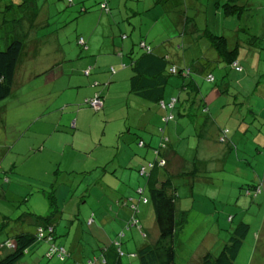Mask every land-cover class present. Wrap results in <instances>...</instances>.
Here are the masks:
<instances>
[{
  "label": "rangeland",
  "instance_id": "rangeland-1",
  "mask_svg": "<svg viewBox=\"0 0 264 264\" xmlns=\"http://www.w3.org/2000/svg\"><path fill=\"white\" fill-rule=\"evenodd\" d=\"M15 1L0 0V41L6 29L2 28L3 23L5 24L3 26L9 28L11 32H13L12 27L21 31L23 22H26L25 26H29L30 29L24 31L25 46L18 61L17 75L12 86L13 92L11 90L9 95L0 100V111L5 117L3 123L14 122L13 128L18 130V127L20 129L26 127L30 119L38 113L47 112L49 117L32 120L34 124L25 128L15 148L12 149L10 132L6 133L5 129L0 132V141L3 142H0V179L7 190L5 196H1L0 193V212L9 219L14 218V221H9L8 225H5L4 230L1 229L0 239L7 235H14L20 229L32 231L33 226L27 223V218L21 220L19 217L23 211L29 209L42 215L46 212L48 201L45 197L43 198L37 186L40 185L46 188V191H51L53 186L41 183L49 177L52 178L51 173L48 172L50 165H53L51 163H54L58 171L54 177L55 184L56 186L61 184L57 187V192H61L59 189L66 191L67 183L73 180L80 183L79 187L75 186V192L84 189L87 193L86 186L84 184L81 186L84 179H90V172L86 170L90 168L93 173L99 172L101 167L95 166L103 165L113 151L123 158L122 148L124 146L127 148V144L121 138L128 134L125 133L126 127L134 128L130 145L135 147V135L141 131L136 123H142L146 119L136 101L130 102L120 96H111L109 100L103 98L106 103L103 106L104 110H94L82 103L84 96L78 95L80 92L75 94L74 86H69L78 82L76 77H84L86 82L97 80L99 84L94 82L98 84L97 88H101L105 82L97 77L96 73L87 77L90 64L82 69L79 65L84 64L86 58L76 54L82 52L76 40L77 36H86L87 34L83 32H89L90 29L95 28L88 41L92 42L95 49L92 51L93 55L89 57L95 62L98 56H103L97 51L108 44L113 36L120 40V36L117 32L110 30V24L107 22L102 23L103 20H101L99 23H93L95 19L93 17H90L89 21L86 20L88 17L79 18L91 12L96 6H101L104 0H86L87 2L76 8L73 7L78 5L75 0L71 5H67L66 0H34L38 16L31 24L26 18L22 19L21 23L25 10L14 5L13 3H18ZM196 1L205 2L206 0H184L183 6L178 4V7L186 11L189 16H195ZM140 2L142 12L138 17L141 24L135 27L136 39L140 34L151 44L158 41L161 44L167 43L168 38L165 34L170 35L171 30H163L160 20L150 25L145 18V15L148 17L149 14L156 13L159 7L150 8L151 2L148 0ZM248 3L250 13L247 17L243 15L239 19H226L225 22L218 15L217 10L208 16L210 19L207 29L218 34L223 29L231 43L236 41L233 30L238 22L241 25L240 29L244 28L245 31V33L237 31L240 39L245 37L251 39L252 35H256L254 41L249 40L248 44L242 43L238 46L239 52L248 51L247 47H255L252 49L255 50L254 55L249 51L250 54L246 56L248 58L239 61L241 70L237 71L229 66L223 69L224 65L221 67V64L224 63L216 61V52L210 47L208 50L202 48L201 51L195 50L196 47L190 50L188 48L186 51L188 53L183 56L179 45L170 46L171 61L179 62V64L191 63V65L200 62L207 67L213 65L208 69L216 77L215 81H207L203 78V74H198L194 70L191 72L199 84L201 95H205L208 102L207 119L210 120L202 129L205 132L201 140L204 151L197 155L202 157L198 158L200 168L197 175L192 174L191 178L173 177L179 195L178 205L187 210L185 220L174 236L176 261L179 264H191L193 259H198V255L205 249L217 252L222 243L227 240L229 231L239 221L247 222L249 229L233 264H261V259L264 257V226H262L264 223V0H248ZM97 11L87 15L91 16ZM171 14L170 10L167 11L168 16ZM201 14L204 16V13ZM123 21L121 20L122 23ZM180 26L178 24L172 34L175 39L178 37L176 40L178 44H181L179 37L182 26ZM103 27L105 30H102ZM133 46L135 52L140 51L136 41ZM61 50L66 52V56L62 59L59 54ZM106 58L114 60L115 56L111 53ZM251 58H253V64L250 63ZM55 61L58 62L56 66L58 68L46 72L45 69L54 66ZM98 63L100 65L101 61ZM62 65H64L63 71H61ZM78 69H81V72ZM129 70L126 69L124 75H129ZM217 80L230 82V85L220 93L217 88L211 87L218 82ZM119 82H125V80L122 79ZM174 82H181V79ZM177 86L172 87L169 83L165 96L167 97L172 91L176 94ZM179 95L183 98L185 94L180 92ZM130 96L136 98L135 95ZM186 102L187 100L178 103L183 112L190 109L188 106L187 108L183 106V104L187 105ZM154 112L155 108L152 107V117L164 128L165 133L171 136L172 144L175 145L179 139L178 152L184 159L192 161L193 156L196 155V143L193 141L191 125L185 124L188 121L186 116L176 115L175 119L165 122L161 119V114ZM107 114L109 119L106 118ZM200 116L202 118L203 115ZM72 120H74L73 123H71ZM46 122L56 123V125L50 126ZM175 124L179 128L177 131L173 129ZM221 127H227L229 132L227 136L218 139V128ZM18 135L19 132L14 136ZM41 141L45 143L39 148ZM228 146L229 149H227ZM10 149L11 151L3 156V153ZM16 149L19 150L18 153ZM90 151L91 155H88ZM11 162L16 166L10 168ZM10 173L14 174L12 180L5 179ZM140 178L144 182L143 177L140 176ZM254 182L260 185L261 192L254 193L253 196L245 194L244 186L248 189ZM56 186L53 188L54 191L57 189ZM250 191L251 188L247 190V193ZM95 197L96 195L92 192L86 201L82 199L78 203L81 214L72 216V221L68 225L64 223L55 228L54 241L70 250L67 258L59 259L56 255L48 258L45 254L48 243L40 240L32 243L29 250L25 251L14 264H82L89 257L97 256L100 248L112 240L103 233L98 226L99 223L95 221L90 224L91 221H88L92 218L89 217L91 209L98 204ZM74 201L75 197L72 201L70 199L67 201L69 205L66 207V212ZM62 217L66 222L65 218L69 216ZM137 217L146 236L135 234L131 237L134 238V242L130 239L134 249L144 241H153L158 234L150 203L145 204L142 209L139 208ZM0 220H2L1 216ZM126 230L127 232L136 231L134 227ZM108 233L113 239L117 238L115 231ZM262 240L263 245L256 246L254 258L249 262L253 257L251 253L254 242L259 244ZM7 251L8 249L3 248L0 251V257ZM123 262V264H139L136 257L130 256Z\"/></svg>",
  "mask_w": 264,
  "mask_h": 264
},
{
  "label": "trees",
  "instance_id": "trees-1",
  "mask_svg": "<svg viewBox=\"0 0 264 264\" xmlns=\"http://www.w3.org/2000/svg\"><path fill=\"white\" fill-rule=\"evenodd\" d=\"M15 2L18 3H13L14 5H17L20 9L25 10L23 17L21 18V23L22 19L26 18L27 22L31 24L38 16L34 0H16ZM66 2L67 5L74 4V0H66ZM78 3L80 4V2ZM182 3H184V0H179L174 7H176L179 11V16L182 18V23L184 24L183 32H181L180 35H190L192 37L191 42L194 44L189 46V50L193 46H196V49H194L201 51L202 48L205 49V44H207L206 48L210 47L216 52V61H222L224 63L221 64V67L224 65L223 69H227V66H229L234 70H241L242 66L239 61L247 59L248 57L246 56L250 54L249 51H251V53L253 52L252 55H254L255 50L252 49L255 47H247L248 51H243L245 54L244 56L238 51V46L240 43L248 44L249 40L254 41L256 35H252L253 38L251 39L245 37L240 40L237 31L240 30L244 33L245 31L244 28L240 29L241 25L240 22H238L233 30L234 36L238 37H236V41L234 43H231L230 39H228L225 35L223 29H221L222 32L219 34L207 29L208 20L210 19L208 16L217 10V13H219L218 15H220L225 22L226 19H239L243 15L247 17L250 13L248 10L250 9L248 0L196 1L197 5H194L196 12L195 16H189L186 11L184 12L182 8H179L178 4L183 6ZM101 5L106 7V1L101 2ZM84 9H86V7H84ZM201 13H204V16H202ZM25 23L26 22H23V26L20 27L21 31H18L17 28L13 29L12 27L13 32H11V30L6 26L4 27V23L2 25V28L6 29L5 34L2 36V40L0 41V100L11 93L12 86L15 81L18 61L25 46L24 31L25 29L27 31L30 29L29 26H25ZM186 25L188 26L186 27ZM12 26H14V24ZM124 34L122 35L124 36ZM79 37H82V42H79ZM76 40L79 46H81L82 51L85 50L87 45L83 36H77ZM135 41L142 47V49L133 54L132 52H134V46L132 45L131 52L129 53L130 60L128 65L130 68V92L135 94V96H138V100H141L139 101L140 103L145 102V99L153 100L154 102H151L152 105L155 103L153 106L156 105L155 107L158 109V113L161 114V119L165 122L175 119L176 115L183 117L186 116L185 118H187L188 121L185 122V124L191 125L193 137H199L197 136L198 134L203 136V126L205 127L209 121L207 119L209 116L207 112L208 102L205 95H201L199 84L191 72L194 70L198 74H203V78L205 80L215 81L216 77L208 69L213 65L207 67V65L203 66L200 62L193 65H191V63L179 64V62L176 63L171 61V53L169 50L158 53L153 51V46L147 44L143 39L137 40L135 38L133 39V44ZM200 44H203L204 47ZM164 47L166 48L167 46ZM256 49L258 48L256 47ZM61 51L62 55L60 56V59L66 56V52L63 50ZM76 54L77 56H80V52H77ZM198 55H200V53ZM250 63L253 64V58H251ZM113 69L114 67L110 66L109 72L111 73ZM87 70V74H89L91 71V65L88 66ZM178 79H181V82H174ZM94 82L98 83L97 80H94ZM169 83L170 86L178 85V92L168 97H164ZM214 84L215 88L214 86L211 87L214 89L217 88V91H220L221 93L226 90L225 88L230 85V82L218 81ZM180 92L185 94L183 98L180 97ZM94 96H97L101 100L99 107H95L90 103V99ZM171 96H174L175 98L172 102L170 101ZM184 100H187V105L184 104V106H186V108L188 106L192 109V111L189 109V111L183 112L181 110V106H178V103ZM82 103H85L94 110H99L103 107V96L99 91H95L90 96H85ZM200 115H203L202 118ZM195 121H200V123L196 125ZM136 125L141 131L135 135V147L130 145V141L132 139L131 133L132 129H134L132 126L126 127L125 133L128 134L127 136H122L124 138H121L127 144V148H125V146L122 148L124 156L123 159H125L121 161V157L118 156V153L113 151L111 156L101 166L102 169V167L108 165L109 163H112L113 165L114 163L119 162L124 164L127 170H133L136 172L137 178L132 184L133 193H129L128 188L130 183L127 181L128 179L125 176V178H117L116 183H109L101 180L95 181L93 180L94 178L89 180L84 179L81 186L83 184L86 186L87 193L84 192V189L80 192L74 191L75 186H80L78 181L71 180L66 185V191L59 189L61 192H57V187L61 184L59 183L57 184L58 186H56L53 177H49L48 180H43L41 183L49 181V185L53 186L51 191H46L47 189L40 185L37 186V189L39 188L40 191L42 190L43 196L48 201L47 211L42 215L28 209V211H23V213L20 214L19 217H21V220H25L27 218V223L32 224L33 229L32 231L20 229L17 233H14V235H7L0 239V251L3 248L8 249L7 252L1 255L0 264H14L25 251L29 250L32 243L40 240H45L48 243V249L45 252L47 257L56 255L59 259L67 258L70 255V250L63 244L56 243L54 241L56 236L55 228L57 225L64 223L68 225L72 221V217H70V219L65 218L70 221L64 222L62 217V204L61 202L59 203V201L63 202L64 200L67 201L71 197H75V200L77 199L79 203L82 199L86 201L88 199L87 197L90 196L92 192H95L96 194L97 192L102 193L109 187H117L119 196L115 199L116 202L120 206L129 208L130 212L125 222L126 225L139 229L140 221L137 217V213L139 212V201L150 203L154 212L155 223L158 230L157 236L153 241H144L140 243L135 251L128 252L127 255L130 257H136L139 264H179L176 261L174 236L178 228L184 222L186 215L185 212L187 210L182 209L181 206L178 205L179 195L176 190V185L173 182V177L185 176L191 178L192 174L197 175V171L200 168V165L198 164L199 159L193 157L192 162L190 161L192 165L190 167L186 165L187 159H184L174 146L168 144L169 138L167 135L163 134V128L161 125L157 124L158 134L160 135L157 144H151L145 136V128L139 126L137 123ZM3 129H5L6 133L8 131L10 132L9 137H11V149L15 148L19 137L23 134L22 129L14 130L13 126H10V124H5L3 128L0 125V132ZM17 132H19V135L14 136ZM228 132L227 127H221L219 130L220 138L227 136ZM43 143H45V141L39 142V148L43 146ZM10 146L8 147L10 148ZM11 149L9 151H5L4 153L10 152ZM18 152L19 150L16 149V153ZM128 158L130 159L128 160ZM51 164L53 165H50L51 167L48 172H50L51 175H53L54 172L55 177V173L58 171L54 166V163ZM9 166L13 167V163L11 162ZM86 172L89 171L86 170ZM110 174L115 175L116 172L110 168ZM140 176L143 177L144 182ZM54 186L57 188L55 191L53 189ZM70 187H72L71 190H69ZM250 188L251 191L247 193V190ZM244 189L245 194L252 196L254 193L258 194L261 192L260 185L256 182H254L248 189L247 186H244ZM102 195H98V198L96 196L95 199L98 201ZM77 207L78 212H76L75 215H80L81 209L79 204H77ZM93 209H91V216L89 217H92ZM13 219H9L3 215L2 220H0V231L1 229L4 230L6 228L5 225H8L7 223L9 221H14ZM59 221L60 223H58ZM262 226H264V223ZM248 229L249 224L247 222L239 221L229 231L227 240L222 243L217 252H214L211 249H205L200 253V255H198V259H193L191 264H233ZM120 239L121 234L119 233L117 234V238L100 248V251L96 254L97 256L93 255L82 264H123L124 262L121 261L123 250L120 246ZM9 241L13 245L8 246L7 243ZM262 242L263 240L259 244L254 242L252 249L253 252L251 253L253 257L250 256L252 258L249 262L254 258L256 246H259ZM52 245L54 250L50 251ZM60 248H63V251H61ZM261 261V264H264V257H262Z\"/></svg>",
  "mask_w": 264,
  "mask_h": 264
},
{
  "label": "crops",
  "instance_id": "crops-1",
  "mask_svg": "<svg viewBox=\"0 0 264 264\" xmlns=\"http://www.w3.org/2000/svg\"><path fill=\"white\" fill-rule=\"evenodd\" d=\"M75 1L78 4V5L73 6L75 8L81 4H84V2H87L86 0H75ZM104 1H106V4H107L106 7H103V5H101L103 8L101 6H96L95 8H93L91 10V12H94V11H97L99 9L95 14L88 16L87 14L91 13V12H89L87 14L81 15L79 18L85 19L86 17H88V18H86V20L89 21V18L93 17V18H95L93 23H99L101 20H103L102 23L107 22L108 24H110V30H112V32H117V35L120 36V40L118 37L113 36L111 38V40L108 42V44H106L103 48H101L97 51L98 54H102L103 56L102 57L98 56L96 58V62H95L92 58L89 57V55H93L92 51L95 48H94L92 42L91 43L88 42V41H90V37L92 36V32L95 31V28L90 29L89 32H87V31L83 32V34H87L86 36L81 35L85 39V43H86L87 47L85 50H83L80 53V56L83 55L84 58H86V59L84 60V64L79 65V66H81L83 69L87 65L90 64L91 66H93V68L91 69L89 74H87V75L85 74V75L88 77V75L96 73V76L102 80H105V82L103 83V86H101V88H97V85L99 84V82H98V84H94V81L91 82L88 80V82H86V78H84V77H80V78L76 77L78 79V82H74V84L69 85V86H74V93L77 94L78 92H80L78 95H83L84 97L91 95L95 91H99L102 94L103 98L107 99V100H109V98L111 96H113V97L120 96L126 101L138 102L139 106H140L138 108L141 111L142 115H144V118H146V119H144V121L142 123H137V124L139 126H142L145 128V136L148 139V141L151 142V144H157L159 137H160V135L158 134V125H160V124L157 123L156 119H154L152 117L151 111H152V107H154L155 108L154 113H158V109L152 105L151 102H154L153 100L145 99V102L140 103L139 101H141V100H138L139 99L138 96H135L136 98H134V96H130L132 94L129 90L130 70H129V75H127V76H126V74L124 75V71H126V69H130L129 65H128L129 60H130L129 53L131 52V48L133 45V39L137 38V36L134 33V30H135V27H137V26L139 27V24H141V20L138 17V15L141 14V12H142L140 10V8H141V6H140L141 2L140 1L141 0H104ZM178 1L179 0H152V1L148 0V2H151L150 8L156 6V7H159V10H157L156 13L149 14L148 17L145 15V18L147 19V21H149L150 25H152L151 23L157 22L160 20L161 25L163 27V30L164 29L171 30V32H169L170 35L165 34L166 38H168L167 43L161 44L158 41V43L151 44L150 41H146V39L143 38L140 34H139V37L137 40L143 39L147 44H149L150 46H153L152 47L153 51H156L158 53L159 52H165L168 50L170 51L171 47H174V45H175V47L179 45V47L183 51V56L186 53H188V52H186V51H188L187 49L189 48L190 45L194 44L193 42H191L192 37L190 35H184V36L180 35L179 40H181V44H178V41H176L178 39V37H177V39H175V36L172 35L173 30H175L177 28L178 24H179V26L180 25L182 26L181 32H183L184 24L182 23V18L179 16V11L176 8H174V5ZM78 2H80V4ZM169 10L172 13L170 16L167 15V11H169ZM121 20H124L123 21L124 23H122ZM88 26H89V24H88ZM187 26L188 25H186V27ZM102 30H105L104 27ZM146 32H147V30H146ZM122 34H124V36ZM147 34H148V32H147ZM236 37H238V36H236ZM240 44H242V43H240ZM200 45L202 47H204L203 44H200ZM164 46H167V47L165 48ZM206 46H207V44H205V50H208V48H206ZM139 47L141 50L142 47L141 46H139ZM193 47H196V46H193ZM61 52L59 54H61ZM136 52L134 51L132 53L135 54ZM111 53H113L115 56L114 60H111L110 58H106ZM240 54L245 56L243 51H241ZM99 61H101L100 65L98 63ZM54 64H55L54 66L52 65V66L47 67L48 69L47 68L45 69L46 72L53 71L54 69L58 68V67H56L58 63L54 62ZM117 65H119L120 67L122 66V68H120ZM110 66L114 67V69L112 70L111 73L109 72ZM61 68H62L61 71H63L64 65H62ZM78 70L81 72V69H78ZM15 74L17 75V70H16ZM16 75H15V79H16ZM122 79L125 80V82H119V80H122ZM171 90H173V88H171ZM12 92H13V90H12ZM172 94H174L173 91L168 96H170ZM132 95H135V94H132ZM164 97H166L165 94H164ZM105 105H106V103H104V100H103V106H105ZM183 106H184V104H183ZM101 109H103V107ZM43 117H46V118L49 117L47 115V112H41V113H38L35 116H33L30 119L29 123L26 125V127L21 128L22 131L26 130L25 128H28L29 125L31 126L34 124V122L32 120L38 119V118L40 120ZM4 118L5 117H3V113H1V111H0V125L2 126V128L6 124V123H3ZM106 118L109 119L108 114H107ZM68 122H69V120H68ZM73 122H74V120L71 121V123H73ZM46 123L49 124L50 126L56 125V123H51V122H46ZM59 123H60V118L58 120V124ZM198 123H200V121H198V122L195 121L196 125ZM208 123H209V121L207 122V124ZM14 124H15L14 122L13 123L10 122V126H14ZM75 124H76V119H75ZM106 124H107V122H106ZM207 124L206 125L203 124V125L207 126ZM18 129H20V127H18ZM173 129L176 131L179 129L177 124H175L173 126ZM218 130H220V129L218 128ZM50 131H52V130H50ZM200 131H201V129H200ZM163 134L167 135L164 131V128H163ZM204 134H205V132L203 133V136L198 134L197 136H199V137L196 138L194 136V138H193V141L196 143V155L193 156L194 158H197V159L202 158L201 156H197V155L200 154V152L204 151V149H203L204 144L201 142L202 138L204 137ZM186 135H188V134H186ZM170 137L168 136V138H169L168 144L174 146L175 149L178 151V144H180V141L178 142L179 139L176 141L175 145H173ZM6 138H8V136H6ZM218 139H220L219 135H218ZM0 142H2V141H0ZM227 149H229V146ZM5 154L6 153H3V156ZM88 155H91V151ZM120 159H121V161H123L125 158L124 159L120 158ZM129 159L130 158H128V160ZM191 162L187 160V163H186V161H185L186 165H190V166L192 165ZM111 164H108V165L102 167V169L99 172H95V173H93V171H90V168H89L88 171L90 172V174H89L90 179L94 178L93 180H95V181L101 180V181H105V182H109V183H116L117 178H120V177L123 178L125 176L128 179L127 181L131 184V185L129 184V188H128L129 193L130 194L133 193L132 184L136 181V178H137L136 172H134L133 170H130V171L127 170L125 168L124 164H121L119 162L114 163L112 165V167H111ZM14 166H16V165H13V167ZM98 166L101 167L102 165H97L95 167H98ZM9 167L11 168V166H9ZM110 168H112L116 172L115 175L110 174ZM13 175H14L13 173H10L7 177V180L8 179L12 180ZM52 177L54 179V172H53ZM48 182H46V183H48ZM1 183H2V180H0V193L2 194L1 196H5L7 190ZM41 192H42V190H41ZM94 194L97 196V198H98V195H100V194L101 195L103 194V195L98 199V202H97L98 204L93 209V212H92V218H89L88 221H91L90 224H92L95 221H96V223H99L98 226L103 230V233H105L106 236L108 238H110V240H113V238L109 235V233H108L109 231H112V232L115 231L116 235L119 233L121 234L120 246L122 249L124 248L122 256H125V257L121 256V261H123L125 258L128 257L126 255V253L133 252L136 250L132 246V243L130 240V239H132L134 242V238H131V237L135 234H138L139 236L145 237L146 232L143 230L140 222H139L140 228L139 229L135 228L137 232L136 231L127 232L126 229L132 227L130 225H126V223H125L126 219L129 216L130 211H129L128 207L120 206L116 202L115 199L117 198V196H119L118 191H117V187H109L108 189H106L102 193L97 192L98 195L95 192H94ZM43 198H44V196H43ZM69 199H70V201H72L73 197H71ZM67 201L64 200L61 203L62 204V206H61L62 216L67 215V216H69L67 218L70 219V217L74 216L75 213L78 212V207H77L78 200L76 199L68 207V210L66 212L65 211L66 207L69 205V204H67ZM145 204H147V202L144 203V202L139 201L138 207L140 209H142L145 207ZM45 211H47V207H46ZM3 215H4L3 213H0L1 218H3ZM69 219L66 221L67 222L70 221ZM58 223H60V221Z\"/></svg>",
  "mask_w": 264,
  "mask_h": 264
},
{
  "label": "built area",
  "instance_id": "built-area-1",
  "mask_svg": "<svg viewBox=\"0 0 264 264\" xmlns=\"http://www.w3.org/2000/svg\"><path fill=\"white\" fill-rule=\"evenodd\" d=\"M79 42H82V37H79ZM175 98H174V96H171L170 97V101L172 102L173 100H174ZM90 103L93 105V106H95V107H99L100 106V104H101V100L97 97V96H94V97H92L91 99H90ZM161 103H163V102H161ZM8 244V246L10 245H13L12 243H10V241L7 243ZM61 249V251H63V248H60ZM54 250V247H53V245L51 246V248H50V251H53Z\"/></svg>",
  "mask_w": 264,
  "mask_h": 264
},
{
  "label": "clouds",
  "instance_id": "clouds-1",
  "mask_svg": "<svg viewBox=\"0 0 264 264\" xmlns=\"http://www.w3.org/2000/svg\"><path fill=\"white\" fill-rule=\"evenodd\" d=\"M139 228H140V226H139Z\"/></svg>",
  "mask_w": 264,
  "mask_h": 264
}]
</instances>
